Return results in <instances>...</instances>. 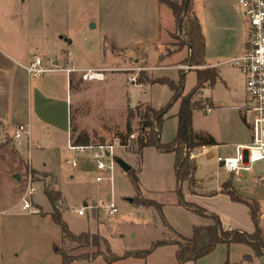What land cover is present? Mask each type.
Instances as JSON below:
<instances>
[{"label": "rangeland", "instance_id": "obj_1", "mask_svg": "<svg viewBox=\"0 0 264 264\" xmlns=\"http://www.w3.org/2000/svg\"><path fill=\"white\" fill-rule=\"evenodd\" d=\"M4 1L12 4V0ZM193 1L206 39L208 61H227L218 66L221 77L215 85L206 86L194 96V101L205 107L194 110L193 130L196 135L216 141L218 147H213V152L233 156L238 143L249 144L252 138L247 124L250 114L246 107L245 79L229 62L239 55L237 46L242 48L241 41L246 42L247 22L237 8L238 0ZM26 6L23 14L41 15L42 24H49L40 30L45 41L38 51L42 56H56L62 64L65 54L70 52L77 67H101L105 73V80L91 82L83 81L77 73L71 86L66 87L65 96L67 92L72 96L71 136L88 137L89 144L97 145L128 135L131 139L128 146L118 148L116 153L131 165L139 182L136 184L120 166L115 170L113 186L107 180L97 182L98 172L91 156L71 150L66 131L45 129L34 122L30 146L23 136V146L17 147L12 139L15 127L0 126V264H60L61 255L55 252V244L70 254L84 257L72 264H108L102 257L107 253L102 243L96 247L91 242L63 239L60 226L50 216L53 206L45 194L46 186L61 192L58 208L74 234H100L117 255L152 248L145 258L128 257L113 264H177L174 244L153 247V243L181 241L179 234L189 238L194 226L209 224L211 220L178 204L175 154L160 152L153 146L139 152L137 142L143 123L141 113L148 107H165L173 96L166 84L139 86L140 81H149L154 76L178 83L184 70V95L197 84V67L190 70L176 67L186 49L167 53V41L184 46L177 25L166 35L174 24L170 6L160 8L157 0H53L47 7L34 0ZM9 8L11 13L17 7ZM236 19L240 31L228 27L234 28ZM16 24L24 23L6 19L1 26L10 35ZM31 25L33 21L26 22L21 35L18 34L21 38L17 39L24 47L28 45V35L34 33L28 28ZM144 65L149 66L148 70ZM179 106L180 101L175 102L162 122V143L176 137ZM130 133L135 137L131 138ZM46 138H50L49 143ZM72 157L79 159L75 166L68 163ZM192 162L196 165L195 181L183 183L184 199L219 215L226 229L253 232L249 207L232 201L223 192V183L232 178L233 188L244 199L258 202L261 208L264 186L254 184L252 177L264 163H257L253 172H243L236 179L211 155ZM29 183L36 187L32 200L40 208V214L22 209ZM142 198L158 201L163 205L162 211L140 204ZM112 199L118 208L114 215L104 206ZM80 209L84 214L78 213ZM248 253L252 249L244 244H219L212 253L187 264H224L227 259L246 264L243 258ZM261 261L264 264V258Z\"/></svg>", "mask_w": 264, "mask_h": 264}, {"label": "trees", "instance_id": "obj_2", "mask_svg": "<svg viewBox=\"0 0 264 264\" xmlns=\"http://www.w3.org/2000/svg\"><path fill=\"white\" fill-rule=\"evenodd\" d=\"M162 3L169 5L174 13L177 29L183 34V45L189 49V55L184 59V63L196 66L197 84L190 91L184 95V81L185 71L181 70V77L178 83L170 78H154L149 79L150 83L166 84L173 91V96L170 102L161 109H154L152 107L146 108V111L141 113L143 119L141 127V135L138 137L139 152L147 146H153L158 151L164 153H174L175 163L174 171L176 174L178 193V204L189 210H192L211 220V223L206 225H196L193 228V235L186 238L179 234L182 238L178 240H159L153 243V247L161 246L169 243L177 245L176 252L177 264H187L189 262H196L202 257L212 253L219 244L230 245L232 243L244 244L250 246L256 256L264 255V239L263 231L259 226L260 205L258 202L244 199L238 191L233 188L232 178L223 183V192L227 193L232 201L242 202L250 209L251 219L254 224V231L252 233L241 231L239 229H225L220 216L216 213L198 206L195 203L187 202L184 199L183 183L193 182L196 165L184 156V147L192 149L202 145H217L216 141L204 135H196L193 130V112L195 109H203V103L194 101L195 94L206 86L213 87L219 78V73L216 68L205 67L206 64V39L203 33L202 25L196 15L193 0H160ZM139 83H143L140 81ZM177 101H180L179 111L177 113V133L176 137L169 143L161 142V125L165 116ZM148 130V131H147ZM128 135L123 137L124 141L128 139ZM76 144V142H75ZM137 184L138 177L131 169L129 172ZM138 187V186H137ZM45 194L53 206L50 216L53 222L60 226L64 240L68 241H84L91 242V245L98 247L101 243L106 247L107 253H103L102 257L108 264L120 261L128 257H147L151 249H141L135 252H128L123 255H117L112 252L109 241L100 234H91L83 232L79 235L74 234L63 220L58 203L61 201L62 194L60 191L54 190L46 186ZM139 203L147 206H154L159 211H162L163 205L156 200L142 198ZM55 252L61 255L60 264H72L73 262L84 259L83 256L73 255L63 250L58 245H54ZM96 255V254H95ZM224 264H229L227 260Z\"/></svg>", "mask_w": 264, "mask_h": 264}, {"label": "crops", "instance_id": "obj_3", "mask_svg": "<svg viewBox=\"0 0 264 264\" xmlns=\"http://www.w3.org/2000/svg\"><path fill=\"white\" fill-rule=\"evenodd\" d=\"M38 1L39 3H41V5L47 7L49 4L50 5L52 4L53 0H38ZM33 2L34 0H14V1L12 0V4H11V1L0 0V126L3 129H6L7 127L6 125H12L16 129V127L19 124H27L31 133L33 128V123L35 122V124L43 125L45 129L51 128L53 130L66 131L68 133V143L71 140L74 144L76 142L75 145L89 144L88 137H86V139H82L79 136L75 138L71 136L72 96L68 92H67V96H65V93L67 91L66 87L71 86L72 78L75 75H78L80 72H73L71 74H67V72L63 70H52L44 73L41 76L36 77L28 74L23 67V65L30 64L35 56L42 57L45 60V64L47 67L50 66V64L47 62L49 60L54 63L55 67H64L65 65H67V60L65 56L61 64L56 56L53 55L42 56V54L38 52L40 51V47L43 46L45 42L40 36V30L41 28H48L49 24L48 22L42 24L43 19L41 15L30 16L23 14L24 12H26L24 11L27 8L26 5ZM157 2L160 8L166 5L165 3H162L160 0H157ZM21 4H23V6H21ZM3 6H6L7 8H2ZM10 6H15L17 8L16 10H12L10 13V9H11L9 8ZM237 8L238 10L241 11V14L243 16L242 9L239 6V4L237 5ZM19 12H21L22 14H19ZM6 19H10L14 21L16 20V22L24 23V24L23 25L16 24L11 29L10 35H8L4 30V28L1 26L3 23L6 22ZM244 19L247 22V19L245 17ZM29 21H33V25L28 26V28L29 29L32 28L34 33L28 35L29 40L27 41L28 43L26 42L28 45L27 47H24L23 42L18 41L17 38H21L18 36V34L21 35L20 32L23 31L26 22ZM173 22L174 24H172L171 30L167 32L166 35L172 33L176 27L174 13H173ZM247 26H248V33L246 36V42H244V40L241 41L242 48H240V46L239 47L237 46L238 49L237 51H240L239 55L243 54L245 50L249 47L250 26L248 22H247ZM228 27H230L232 31L233 30L240 31L241 28L240 22L237 19L234 21V28L231 26ZM12 32H15V35H13ZM37 33L39 34V37L37 36ZM167 42H166L167 44L166 43L165 44L168 55L176 53L177 51H180L182 49H186L185 56L180 60V62L176 64L177 65L176 67L179 68L180 65L183 64L185 65L186 63H184V59H186V57L190 53L188 47L186 45H184L183 47H179V45H175V44L173 45L171 41H167ZM224 63H227V61L211 63L208 61L206 56V64L204 67L216 68L218 70L219 78H220L221 76L218 66L224 65ZM76 68L78 70L86 69V68H79L77 66ZM143 68L145 70H148L149 66L144 65ZM87 69H102V68L98 67V68H87ZM154 78L155 77L152 76L150 79H154ZM95 81H103V80H95ZM87 82H91V81H87ZM146 82L140 83L138 85L141 86L142 84H151L148 80H146ZM225 82L228 83V81L226 80ZM247 106H248V98H247L246 107ZM250 119H251V115L249 116V122L247 121L249 129H250ZM74 132L75 131H73L72 133ZM45 142L49 143L50 138H46ZM242 144H247V143H238L237 145H242ZM213 147H218V145H213ZM87 205L88 203L85 202L84 206ZM263 207L264 204L261 206L260 209H262ZM229 229H235V228L229 227ZM174 245L177 247L176 244ZM263 258L264 255L256 256L254 254V251L252 250V253H248L245 255V257L243 258V262L246 264H254V263L263 264L261 261V259ZM227 260L229 261V264H238L237 262H233L229 259ZM243 262L241 261V263Z\"/></svg>", "mask_w": 264, "mask_h": 264}, {"label": "built area", "instance_id": "obj_4", "mask_svg": "<svg viewBox=\"0 0 264 264\" xmlns=\"http://www.w3.org/2000/svg\"><path fill=\"white\" fill-rule=\"evenodd\" d=\"M238 4L242 9L243 16L247 19L250 26L249 47L243 54L231 59L235 67L243 74L245 78L246 92L248 96L247 110L250 112V129L251 141L249 144L237 145L233 156H221L217 152H213L212 145H202L195 148L184 147V156L190 160H197L203 155H211L216 158L219 166L235 176L236 179L242 177L243 172H253L254 166L264 163V0H238ZM67 65L64 67H55L50 60L47 61L50 66L47 67L45 60L40 56H35L28 65H23L28 74L33 76H41L52 70H63L67 74L80 72L84 81L104 80L105 73L103 69H85L78 70L71 57V53L65 54ZM196 66L180 65L181 69H193ZM23 136L27 137V145L30 146V129L27 124H19L13 135V144L17 147L23 146ZM131 138L135 136L130 134ZM131 139L124 141L121 137H116L112 142L85 145H75L69 141V148L76 151L80 155H90L91 160L98 172L95 180L97 182L109 181L113 186L115 170L119 166L116 159L118 148H125ZM77 157H72L68 163L75 166L78 163ZM254 184L264 186V165L259 166L252 177ZM36 191V187L29 183L26 193L22 198V209L33 214H40V208L34 204L32 197ZM110 215H114L118 208L113 199L106 205ZM79 214H84L80 209ZM259 218L262 223L264 232V207L261 209Z\"/></svg>", "mask_w": 264, "mask_h": 264}, {"label": "water", "instance_id": "obj_5", "mask_svg": "<svg viewBox=\"0 0 264 264\" xmlns=\"http://www.w3.org/2000/svg\"><path fill=\"white\" fill-rule=\"evenodd\" d=\"M116 161L118 165L124 170V172L128 173L131 170V165L124 161L121 157H118Z\"/></svg>", "mask_w": 264, "mask_h": 264}]
</instances>
